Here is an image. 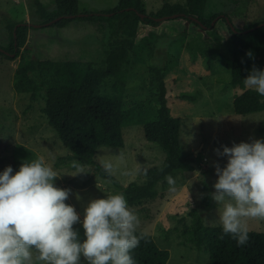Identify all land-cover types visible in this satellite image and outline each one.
Here are the masks:
<instances>
[{"label": "rangeland", "instance_id": "rangeland-1", "mask_svg": "<svg viewBox=\"0 0 264 264\" xmlns=\"http://www.w3.org/2000/svg\"><path fill=\"white\" fill-rule=\"evenodd\" d=\"M50 10L55 0H41ZM80 11H103L118 6L120 0H79ZM147 11L155 12L164 3H185L186 0H143ZM208 13H221L204 28L185 18L164 19L158 26L141 24L136 45L130 55V82L126 90L127 107L141 102L151 103L153 97L150 66L163 58L168 66L167 98L174 116L181 117L180 141L183 151L195 166L172 174L175 191L167 181H160L150 198L140 199L134 206L140 219L139 230L152 234L158 245L170 251L167 264H209V254L189 241L192 227L199 219L211 226H220L218 205L206 210L203 195L214 193L218 180L215 165L227 164V157L216 149L232 147L241 142L260 139L258 127L264 122V112L247 115L234 111V95L243 91L231 82V49L226 40L230 35L224 17L234 16L237 26L264 22V0H209ZM27 21L26 46L35 57L51 60H89L101 50L102 41L94 27L77 21L64 28L45 24L37 11L35 0H0V43H11L4 21ZM229 18V17H228ZM36 23L40 26H33ZM155 31L156 34H151ZM155 45V51L150 50ZM154 53V54H153ZM211 58V65H209ZM20 56L7 59L0 54V173L12 166L15 159L31 162L43 156L61 176L55 180L59 188L71 189L66 203L81 215L74 225L81 241L85 239L83 215L92 199L106 198L116 191L114 184L94 175L92 165L75 155L63 143L49 124L42 108L44 99L32 100L29 93L15 88V70ZM186 93L187 97H182ZM125 146L102 145L97 160H110L116 166L114 175L124 186L131 181H143V170L162 165L165 152L157 143L145 137L142 124L123 128ZM120 153L124 160L118 161ZM78 161L85 173L76 175L72 162ZM139 168L140 173L125 175ZM199 173V175H197ZM75 175V176H73ZM202 181L208 182L207 191ZM98 186V187H97ZM79 197V199L77 198ZM249 231H264V221L248 220ZM81 264H87L82 259Z\"/></svg>", "mask_w": 264, "mask_h": 264}, {"label": "trees", "instance_id": "trees-1", "mask_svg": "<svg viewBox=\"0 0 264 264\" xmlns=\"http://www.w3.org/2000/svg\"><path fill=\"white\" fill-rule=\"evenodd\" d=\"M79 2L55 0L53 10L41 0H35V5L45 22L63 16L49 26L64 28L77 21L93 26L95 35L102 41L101 50L94 58L62 61L35 57L31 48L26 46L31 26L27 21L11 18L4 21L11 43L9 46L0 43L5 50H0V54L7 59L20 56L15 70L16 90L29 93L32 100L42 97V112L63 143L72 153L92 165L94 175L114 184L116 191L113 194L123 193L129 206H134L138 200L153 196L157 184L167 175L195 169L181 147L182 119L171 113L168 103L165 79L168 66L163 58H155L150 66L151 103L141 102L135 107H127L125 103L130 82V55L136 45L139 27L141 24L158 26L162 21L158 17L179 13L177 18L194 21L191 18L196 17L209 28L221 13H208L209 0L166 2L150 13L143 0H120L118 6L103 11H80ZM226 16L237 29L233 31L224 17L230 30L226 42L231 49V82L243 91L234 95V111L242 115L264 112V97L243 83L254 66L264 70V24L245 32L256 25L244 23L240 27L236 25L234 16ZM155 48L151 45L150 50L155 51ZM248 52L253 54L252 57L247 55ZM208 62L212 64L211 58ZM187 96L182 93V97ZM130 124H142L146 139L157 143L166 156L162 165L146 169L143 181L133 180L124 186L114 174L108 175L104 171L97 157L98 148L102 145L124 147L123 128ZM257 130L260 139H264V122ZM22 163L15 159L16 171ZM202 187L207 191L208 182L202 181ZM211 194L206 192L203 195L206 210L215 206ZM141 233L144 238L132 252L136 264H167L169 249L159 246L152 234L138 229L137 235ZM221 235V226H211L199 219L192 227L189 241L192 246L209 254V264H264V231H249V242L244 246H238L230 235L220 239Z\"/></svg>", "mask_w": 264, "mask_h": 264}, {"label": "clouds", "instance_id": "clouds-1", "mask_svg": "<svg viewBox=\"0 0 264 264\" xmlns=\"http://www.w3.org/2000/svg\"><path fill=\"white\" fill-rule=\"evenodd\" d=\"M243 83L264 97V70L254 66ZM216 152L227 157L225 167L215 165L218 180L211 194L223 231L219 238L230 235L244 246L249 242L247 221H264V139L223 146L222 152ZM117 159L122 162L124 154ZM101 166L108 175L115 173L112 161L102 160ZM72 167L76 175L85 173L78 161ZM13 172L8 166L0 173V264H81L82 259L87 264H136L132 252L144 236L137 235L140 219L123 193L87 204L81 241L74 228L81 215L66 203L71 189L55 185L61 175L53 166L39 156ZM140 172L137 168L124 174ZM165 180L175 191L174 177L167 175Z\"/></svg>", "mask_w": 264, "mask_h": 264}, {"label": "water", "instance_id": "water-1", "mask_svg": "<svg viewBox=\"0 0 264 264\" xmlns=\"http://www.w3.org/2000/svg\"><path fill=\"white\" fill-rule=\"evenodd\" d=\"M108 14H110V13H108ZM71 16H73V15H71ZM179 16H180L179 13H175V14H171V15H164V16L158 17L157 19H158L159 21H161V20L169 19V18H177V17H179ZM62 17H63V16H58V17H56V18H54V19H52V20H50V21L45 22V24L50 25V24L54 23L55 21L61 19ZM191 19H193L194 21H196L197 23H199V24H200L202 27H204V28H207V27H208L203 21H201L200 19H198V18H196V17H192ZM226 20H227V22L229 23L230 27L233 29V31H237L236 27L234 26V24L231 22V20H230L228 17H226ZM20 24H21V23H20ZM27 24L30 25L29 22H27ZM263 24H264V22H262V23H260V24H258V25H256V26H254V27H252V28H250V29H248V30H245V32H248V31H250V30L256 29V28H258L259 26H261V25H263ZM31 25H33V26H36V25L40 26V24H36V23H33V24H31ZM211 25H212V24H211ZM0 50L5 51V50H4L3 48H1V47H0ZM12 55H15V53H12Z\"/></svg>", "mask_w": 264, "mask_h": 264}]
</instances>
